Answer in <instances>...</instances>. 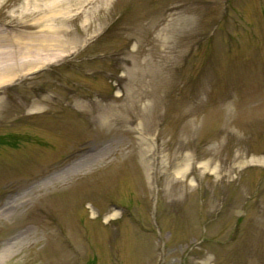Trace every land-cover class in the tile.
<instances>
[{
	"label": "rangeland",
	"instance_id": "rangeland-1",
	"mask_svg": "<svg viewBox=\"0 0 264 264\" xmlns=\"http://www.w3.org/2000/svg\"><path fill=\"white\" fill-rule=\"evenodd\" d=\"M31 4L0 0V74L17 73L0 83V264H264V0H101L58 23ZM85 145L100 159L65 171ZM162 145L172 173L188 162L174 194Z\"/></svg>",
	"mask_w": 264,
	"mask_h": 264
},
{
	"label": "bare ground",
	"instance_id": "bare-ground-1",
	"mask_svg": "<svg viewBox=\"0 0 264 264\" xmlns=\"http://www.w3.org/2000/svg\"><path fill=\"white\" fill-rule=\"evenodd\" d=\"M101 0H32V4L33 5V12L36 14L37 18L36 21L37 22H41V21H45V20H51L52 22H59L61 21L60 19L63 20V18H65V16L68 14L69 10H70V5L71 4H81V5H92L95 2H99ZM28 4V2H27ZM29 5V4H28ZM44 30V29H43ZM63 31L62 28L57 27L56 28H52L51 33H53L54 35H59L61 32ZM24 36H18L13 42L14 45L17 46V48L21 50V52L27 54L29 51H34L38 48H43V50H52L54 44L52 42H47L44 40L41 41H32V42H28V40L26 39V37L24 38ZM29 49V50H28ZM16 50V49H15ZM14 50V55L16 56L17 51ZM11 55V54H9ZM36 61L35 59H29L28 61L24 62L21 64V66L25 65L28 66L30 65L31 62ZM39 63V62H38ZM27 64V65H26ZM11 68V67H10ZM6 69L3 72H1L0 74V83L1 82H6L9 81L11 79H13L16 76V69ZM107 114V113H106ZM107 116L106 115H102L100 117V122H107ZM142 160H143V164L149 168L151 166V162H150V154L152 153H147L142 152ZM163 145L162 147L159 146L158 150L155 153V160H156V169L158 170V176H161V173H163L164 175V179L162 180H166L169 181L171 180L172 176L174 174L179 175V177L176 179V181H172V184L174 185V187L171 189L170 193L174 194V192H178L179 190V185H181L180 181V177L184 176L187 174V165L188 162H186L185 165H183L182 167H179L174 173H172V169L174 167H176L177 165H179V161H175L174 159L170 158L167 164H164V160H163ZM100 152L99 151H89L87 145H85L83 148H81L79 151H77L73 156H72V160L70 162V169L66 168L65 171L68 170H72L74 172H80L83 170H86L87 167H89L91 164H93L96 160L100 159ZM214 158H211V163L214 162ZM205 166V165H204ZM193 168V167H192ZM197 169V168H196ZM193 170V169H192ZM196 171V170H195ZM217 172V171H216ZM212 174L213 176L215 175V171L212 170ZM175 178V177H174ZM179 180V181H178ZM210 205L213 207H215V201H210L209 202ZM117 213L116 210H108L107 211V218H110L112 216H114ZM37 235L36 231L33 232V236L32 238L35 240V236ZM33 240V241H34ZM1 254V252H0Z\"/></svg>",
	"mask_w": 264,
	"mask_h": 264
}]
</instances>
